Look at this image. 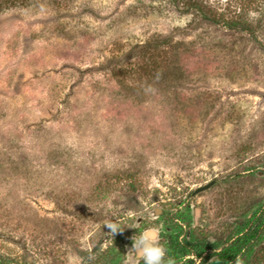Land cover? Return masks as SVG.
I'll use <instances>...</instances> for the list:
<instances>
[{
  "label": "rangeland",
  "instance_id": "rangeland-1",
  "mask_svg": "<svg viewBox=\"0 0 264 264\" xmlns=\"http://www.w3.org/2000/svg\"><path fill=\"white\" fill-rule=\"evenodd\" d=\"M191 21L148 0L0 14V264H126L148 228L175 264H264V39ZM164 35L181 71L158 88L174 50L137 47Z\"/></svg>",
  "mask_w": 264,
  "mask_h": 264
},
{
  "label": "trees",
  "instance_id": "trees-1",
  "mask_svg": "<svg viewBox=\"0 0 264 264\" xmlns=\"http://www.w3.org/2000/svg\"><path fill=\"white\" fill-rule=\"evenodd\" d=\"M37 0H0V14L16 8H28ZM158 2L168 7L171 12L191 16V26H218L224 30L244 34L248 39L260 44L264 39V0H148ZM196 28V27H195ZM194 29V28H192ZM199 40V38H198ZM177 43V42H176ZM183 46L182 43L176 44ZM149 58H165L168 50L171 53V67L167 62L165 67H155L154 79L158 88H167L169 76L178 77L181 71L177 66L180 53H175L173 38L170 35L156 36L137 47ZM168 56V55H167ZM132 187V185L130 186ZM264 229V215L260 222H255L252 229ZM257 230H255L256 232ZM214 264H223L218 260Z\"/></svg>",
  "mask_w": 264,
  "mask_h": 264
},
{
  "label": "clouds",
  "instance_id": "clouds-1",
  "mask_svg": "<svg viewBox=\"0 0 264 264\" xmlns=\"http://www.w3.org/2000/svg\"><path fill=\"white\" fill-rule=\"evenodd\" d=\"M104 226L112 235L122 231L118 223L107 222ZM132 240V247L127 252L126 264H137L140 260H143L144 264H175V259L168 255V249L160 240L155 228L146 229ZM236 264H243V260L237 257Z\"/></svg>",
  "mask_w": 264,
  "mask_h": 264
},
{
  "label": "water",
  "instance_id": "water-1",
  "mask_svg": "<svg viewBox=\"0 0 264 264\" xmlns=\"http://www.w3.org/2000/svg\"><path fill=\"white\" fill-rule=\"evenodd\" d=\"M212 183L213 182H210V183L206 184L205 186H202V187H199V188L195 189L193 194H195V193H197L199 191H203V190L207 189L208 187H210L212 185Z\"/></svg>",
  "mask_w": 264,
  "mask_h": 264
}]
</instances>
